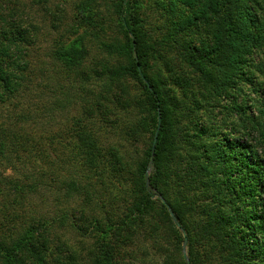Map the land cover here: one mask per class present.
<instances>
[{"label":"trees","instance_id":"16d2710c","mask_svg":"<svg viewBox=\"0 0 264 264\" xmlns=\"http://www.w3.org/2000/svg\"><path fill=\"white\" fill-rule=\"evenodd\" d=\"M149 1L117 0L120 34L101 43L118 60L111 68L103 65L108 74L105 85L120 87L125 79H134L141 92L130 96L121 87L119 92L110 88L97 102H72L75 114L82 115L74 119L71 148L82 170L75 182L81 189L78 195L89 193L90 183L101 181L116 185L131 201L123 215L108 220V229L99 234L101 249L93 263L133 264L125 259L132 231L145 223L154 229L157 218L165 217L177 242H172L171 251L161 250L157 264H188L184 246L190 264H264V2L155 0L162 8L153 11ZM186 7L188 17L182 20L177 15ZM11 27V36L1 32L0 39L4 51H0V111L9 109L8 101L17 100L24 72L8 51L21 52L22 33L18 25ZM52 57L68 73L82 65L79 53L68 44L56 47ZM58 82L53 84L62 85ZM41 86L49 85L44 81ZM66 86L70 88L64 83L62 89ZM52 97L53 106L45 105L47 112H25L23 124L10 123L18 132L0 136V153L8 149L9 161L17 152L36 158L27 137L21 136L30 135L25 123L37 122L38 117L56 119L57 114L65 117L63 132L41 149L59 161L42 169L36 185L9 183L23 199H29L28 190L37 192L42 186L58 200L63 193L69 202L70 96L60 92ZM8 113L12 118L16 112ZM115 114L123 138L129 144L142 143L133 162L121 149L102 154L87 135L84 124L95 126L98 118ZM39 160L35 159L41 165ZM87 172L96 181H89ZM47 190L40 195L48 197ZM63 209L58 219L41 218L16 230L4 207L0 264H84V257L75 256L67 241L54 237L57 223L70 226V209ZM156 237L155 242L161 243V235Z\"/></svg>","mask_w":264,"mask_h":264},{"label":"rangeland","instance_id":"374dc122","mask_svg":"<svg viewBox=\"0 0 264 264\" xmlns=\"http://www.w3.org/2000/svg\"><path fill=\"white\" fill-rule=\"evenodd\" d=\"M148 6L153 11H159V8H162L156 5L155 0H150ZM116 11L117 0H0V29L5 30H0V39L3 36L1 32L11 36L13 30L11 26L18 25L22 33L21 52L15 48L8 51L12 53V60L24 69L17 89H21V93L15 102H7L9 109L0 111V136L18 132L10 123L23 124L26 120L22 121L24 119L21 118V114L30 112L32 115H38V112H47L45 105L53 106V95L66 92L70 96L69 202L65 201L66 197L63 193L60 194L62 199L58 200L56 195H49V190L42 186L37 192L31 193V189L28 190L29 199H23L14 191L12 183H9L13 181L24 185L30 183L36 185L43 172L42 169L45 166H51L52 161H59L54 157H48L51 151H45L46 153L43 154L41 150L42 146L47 147L51 141H55V135L63 132L62 124L66 122V119L57 114L56 119L38 117L35 118L37 122H26V131H29L30 135L28 137L21 134L27 137L29 149L34 152L37 159H40L41 165L36 163L35 157L26 155L28 153L20 152L22 156L18 154L19 152L14 153L13 161L7 159L8 149L4 150L6 154L0 153V212L4 210V207H8L11 213L9 221L12 222V228L17 230L41 218L58 219L65 210L63 208H69L70 226L65 227L57 223V228H54V237L61 239L60 241H67L75 256L84 257L82 261L84 264H94L98 249H101L100 241L97 239L99 234H104L108 229V220L113 219L114 216L123 215L131 202L124 191L119 190L116 185L101 181L95 183L96 180L91 178L89 172L86 173L87 178L94 182V186L90 183V186L86 188L89 193L83 192L78 195L81 189L75 182L80 179L82 170L71 150L74 119L82 117L81 114H75L73 100L79 103L84 100L97 102V99H103L108 94L105 92L110 88H115V91L119 92L121 87L130 96H136L141 92L140 85L134 79H125L120 82V87L105 85L108 79L105 67L111 68L117 64L118 60L108 55L102 49L101 43L110 42L120 34ZM177 17L186 20L187 7ZM66 44L70 45L74 52L79 53L80 62L82 60V65L70 68V73L60 67L58 65L60 63L52 57L56 47L66 46ZM0 51L3 50L0 49ZM58 80L62 85L69 84L70 88L66 86L62 89V85L53 84L59 83ZM44 81L49 85L47 88L41 86ZM245 90L247 92L246 88ZM8 112L16 113L12 114L11 118ZM84 126L87 127V135L92 137V146L96 150L100 149L102 154L117 153V149H121L130 162H133L135 150L143 147L141 142L129 144L123 138L122 124L116 114L98 118L95 126L91 124H84ZM34 138L38 141L34 142ZM24 155L29 164H26L25 159L23 160ZM67 156L68 154L65 153V160ZM98 159L102 158L98 157ZM51 173L49 172L48 177ZM44 190H47L45 192L48 193V197L40 195ZM157 219L154 229L146 228L145 223L142 226L138 225L132 231L131 243L125 251V259L131 260L133 264H157L161 261L160 254L163 252L161 250L171 251L174 248L172 242L177 240L174 239L171 227L165 217ZM81 227L83 229L78 230ZM156 234H160L163 238L161 243L155 242ZM159 246H163L162 249ZM184 247L187 252V247Z\"/></svg>","mask_w":264,"mask_h":264},{"label":"water","instance_id":"95a60500","mask_svg":"<svg viewBox=\"0 0 264 264\" xmlns=\"http://www.w3.org/2000/svg\"><path fill=\"white\" fill-rule=\"evenodd\" d=\"M160 124H161V112L160 110L158 111V128H157V132H156V136H155V141L157 140V136H158V133H159V129H160ZM153 150H154V147H153ZM152 159H153V155H152ZM153 167V161L151 160V163H150V167H149V170L148 172H150V170L152 169ZM168 209L170 210V214L172 216V218H175V215L174 213L171 211V207L168 205ZM180 226V225H178ZM181 230H182V227H180ZM183 253H184V258L185 260L188 262V264H190V261H189V258L187 256V252H186V248L184 247L183 249Z\"/></svg>","mask_w":264,"mask_h":264}]
</instances>
